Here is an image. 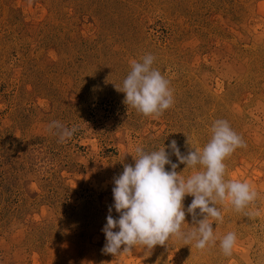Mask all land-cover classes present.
<instances>
[{
  "label": "rangeland",
  "instance_id": "374dc122",
  "mask_svg": "<svg viewBox=\"0 0 264 264\" xmlns=\"http://www.w3.org/2000/svg\"><path fill=\"white\" fill-rule=\"evenodd\" d=\"M148 54L173 92L159 119L121 92ZM220 119L247 145L224 161L225 180L256 200L240 212L217 203L223 222L204 250L173 237L104 254L113 180L136 148L164 146L186 179L202 168L179 164L171 141L202 149ZM53 121L72 138L60 142ZM193 199L183 232L197 227ZM0 264H264V0H0Z\"/></svg>",
  "mask_w": 264,
  "mask_h": 264
},
{
  "label": "clouds",
  "instance_id": "9594fccd",
  "mask_svg": "<svg viewBox=\"0 0 264 264\" xmlns=\"http://www.w3.org/2000/svg\"><path fill=\"white\" fill-rule=\"evenodd\" d=\"M154 59L148 54L142 62L133 60L121 92L125 94L127 106L145 117L159 119L173 106L174 99L169 81L152 67ZM53 129L60 142L71 139L76 131L75 127L66 128L59 121L51 122L49 131ZM246 146L223 119L213 123L211 138L202 149L183 155L177 142L172 140L169 147L179 164L186 168H202L186 179L177 173L178 164L172 162L164 146L150 152L137 147L134 167L126 164L123 172L114 177V204L109 208L107 223L102 229L106 237L102 252L118 257L132 252L137 246L150 251L157 245H166L173 237L182 239L186 245L195 240L194 247L199 250L214 244L212 221L223 222L217 203L230 202L235 211L240 212L257 198V192L249 183L225 180L224 161L237 148ZM166 165L171 171H166ZM186 195L194 198L187 212L197 227L183 232ZM112 208L119 214L118 219L111 215ZM200 216L203 219H198ZM235 243L236 234L231 232L220 241L224 255H231Z\"/></svg>",
  "mask_w": 264,
  "mask_h": 264
}]
</instances>
